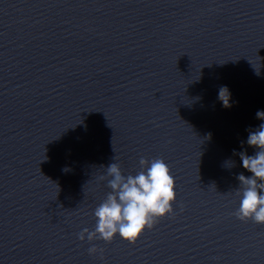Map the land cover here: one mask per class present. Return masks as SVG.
Instances as JSON below:
<instances>
[{
  "label": "water",
  "instance_id": "1",
  "mask_svg": "<svg viewBox=\"0 0 264 264\" xmlns=\"http://www.w3.org/2000/svg\"><path fill=\"white\" fill-rule=\"evenodd\" d=\"M258 111L264 0H0V264H264V224L235 215ZM141 158L168 164L173 212L80 240L107 167Z\"/></svg>",
  "mask_w": 264,
  "mask_h": 264
},
{
  "label": "clouds",
  "instance_id": "2",
  "mask_svg": "<svg viewBox=\"0 0 264 264\" xmlns=\"http://www.w3.org/2000/svg\"><path fill=\"white\" fill-rule=\"evenodd\" d=\"M218 99L223 107H232V95L227 86L219 89ZM256 115L264 120V111H258ZM247 145L257 149L255 155L234 150L243 167L253 173L252 176L240 173L237 177L240 187L236 192L241 199L235 215L242 221L251 219L264 224V124L249 132ZM139 164L142 170L134 175H125L120 164L115 162L107 167V174L100 179L107 181L111 191L94 210L95 230L83 229L80 240L112 242L119 235L125 241L135 243L146 229H152L160 218L173 212L175 180L168 164L162 158L150 162L141 158ZM225 166L232 168L235 162L228 160ZM102 251L96 246L89 249L92 254Z\"/></svg>",
  "mask_w": 264,
  "mask_h": 264
}]
</instances>
